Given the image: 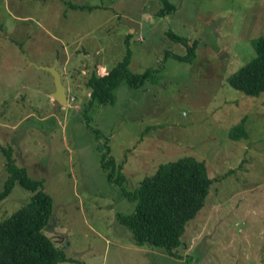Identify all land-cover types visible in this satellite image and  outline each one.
<instances>
[{
  "label": "rangeland",
  "instance_id": "1",
  "mask_svg": "<svg viewBox=\"0 0 264 264\" xmlns=\"http://www.w3.org/2000/svg\"><path fill=\"white\" fill-rule=\"evenodd\" d=\"M167 1L156 15L160 0H0V149L53 199L44 233L69 259L57 264H264V92L227 83L256 55L264 0ZM167 31L196 41L190 61L162 58L175 51ZM127 47L131 72H160L140 88L121 81L111 103L85 110L91 71L110 70ZM53 65L65 104L41 68ZM238 125L245 136L235 138ZM103 155L122 164V186L108 182ZM183 157L203 161L212 184L174 257L137 246L116 214L134 210L126 185ZM4 163L0 152V189ZM30 196L16 183L0 221Z\"/></svg>",
  "mask_w": 264,
  "mask_h": 264
},
{
  "label": "trees",
  "instance_id": "2",
  "mask_svg": "<svg viewBox=\"0 0 264 264\" xmlns=\"http://www.w3.org/2000/svg\"><path fill=\"white\" fill-rule=\"evenodd\" d=\"M160 1L163 6L155 12L156 15L173 8L167 0ZM70 6L85 9L81 5ZM166 33L175 45V51L164 50L162 58L190 61L196 50V41L176 36L170 31ZM254 47L256 55L227 78L232 88L250 96L264 92V35L257 38ZM130 57L131 51L127 47L122 60L105 74H96L94 69L91 71L86 80L89 93L84 103L85 110L93 102L111 103L113 90L121 81L124 80L130 87L140 88L148 78L154 79L162 68L160 65L143 73H133L128 68ZM241 126L231 128L230 134L235 138L245 136ZM0 152L5 157L4 169L7 173L0 189V200L11 192L16 183L31 192L25 206L0 221V264H57L69 260L44 233L53 216V199L44 190L43 180L30 177L25 167L15 164L9 149L1 148ZM115 164L106 155L100 160L108 182L122 186L126 181L121 172L122 164L117 168ZM211 184L212 178L208 176L203 161L183 157L160 163L134 188L125 184L128 188L125 195L135 202V206L129 215L116 214V220L131 232L137 246L149 245L176 257L175 250L181 245L183 230L203 207Z\"/></svg>",
  "mask_w": 264,
  "mask_h": 264
},
{
  "label": "water",
  "instance_id": "3",
  "mask_svg": "<svg viewBox=\"0 0 264 264\" xmlns=\"http://www.w3.org/2000/svg\"><path fill=\"white\" fill-rule=\"evenodd\" d=\"M43 70L48 71L54 81V91L51 93V97L57 100L61 104H65L67 102V96L65 91V86L61 81V76L55 66H41Z\"/></svg>",
  "mask_w": 264,
  "mask_h": 264
},
{
  "label": "crops",
  "instance_id": "4",
  "mask_svg": "<svg viewBox=\"0 0 264 264\" xmlns=\"http://www.w3.org/2000/svg\"><path fill=\"white\" fill-rule=\"evenodd\" d=\"M69 61H70V60L68 59L67 63H69ZM54 66H55V65H54ZM102 67H103V66H102ZM102 67H98V68H102ZM55 68H56V67H55ZM103 69H105V67H103ZM58 72H59V71H58ZM106 72H107V71L104 70L103 74H105ZM59 73H60V72H59ZM103 74H102V75H103ZM60 76H61V74H60ZM61 81H62V80H61Z\"/></svg>",
  "mask_w": 264,
  "mask_h": 264
},
{
  "label": "built area",
  "instance_id": "5",
  "mask_svg": "<svg viewBox=\"0 0 264 264\" xmlns=\"http://www.w3.org/2000/svg\"><path fill=\"white\" fill-rule=\"evenodd\" d=\"M71 99H74L73 97H71Z\"/></svg>",
  "mask_w": 264,
  "mask_h": 264
}]
</instances>
